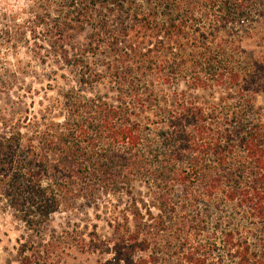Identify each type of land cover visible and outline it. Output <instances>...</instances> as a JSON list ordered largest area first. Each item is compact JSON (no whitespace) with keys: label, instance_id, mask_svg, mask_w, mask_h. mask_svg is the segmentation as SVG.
<instances>
[{"label":"trees","instance_id":"1","mask_svg":"<svg viewBox=\"0 0 264 264\" xmlns=\"http://www.w3.org/2000/svg\"><path fill=\"white\" fill-rule=\"evenodd\" d=\"M248 39L264 41V0H0V54L17 60L4 82L32 73L52 82L69 71L115 91L110 101L66 90L51 106L62 122L30 114L5 122L0 201L40 238L19 241L17 264L56 262L60 246L41 234L50 216L98 211L109 195L125 200L109 207L111 237H73L82 252L110 255L105 264H156V236L174 215L188 224L184 214L200 199L264 222V123L255 104L264 50L248 51ZM21 50L42 74L23 67ZM181 81L228 93L209 103L167 91ZM188 249L183 264H206Z\"/></svg>","mask_w":264,"mask_h":264},{"label":"rangeland","instance_id":"2","mask_svg":"<svg viewBox=\"0 0 264 264\" xmlns=\"http://www.w3.org/2000/svg\"><path fill=\"white\" fill-rule=\"evenodd\" d=\"M12 1L22 5L25 0ZM89 33L90 30H86L77 37L76 42L82 44L88 39ZM245 44L248 51L264 50L258 47V44L264 47V41L260 39H248ZM19 58L24 68L28 67L30 71L35 70L38 74H42V68L38 67L24 50H21ZM14 64H17L16 58L2 51L0 54V133L5 127V122L14 120L18 115L30 114L39 117L47 115L55 122H62L63 111L59 108L53 109L51 106L61 94L71 88L81 96L115 100V91L110 83L85 85L80 82L78 76L69 71L66 72L65 79L59 78L52 82L35 78V73H32L30 77H20L19 82H4L8 73L5 67L12 68ZM59 74H62V71ZM260 82L264 84V76ZM167 91L188 92L192 97L209 103L220 102L228 93L227 89L220 87L213 90H190L185 81L167 88ZM255 104L257 108H261V120L264 123V95H258ZM137 185L142 194L146 195L147 185L144 182ZM104 200H109L110 205H104L98 211L85 208L83 213L56 212L50 216L41 234L47 240H55L60 246V255L53 264H105L107 262L110 255L82 252L80 246L73 240L75 234L87 236L93 231H97L103 238L111 237L112 230L108 225L111 219L109 207L116 204L123 206L125 200L116 195H109ZM6 203L5 200L0 201V264H17L19 241L38 242L40 238L28 231L23 223L16 222L13 211L6 207ZM158 212L154 210L155 214ZM184 216L190 221L188 224L179 222L181 221L179 214L174 215L170 221H167L165 230L153 241L149 255L156 260V264H183L188 248H196L205 258L206 264H264L263 221L252 219L238 207L217 199L195 201ZM180 217L182 218V213ZM242 252H247L248 258L245 261L240 258Z\"/></svg>","mask_w":264,"mask_h":264}]
</instances>
